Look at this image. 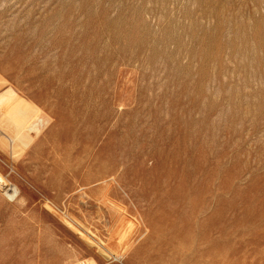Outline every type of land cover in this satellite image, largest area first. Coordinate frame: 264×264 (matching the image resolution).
<instances>
[{
    "label": "rangeland",
    "instance_id": "rangeland-1",
    "mask_svg": "<svg viewBox=\"0 0 264 264\" xmlns=\"http://www.w3.org/2000/svg\"><path fill=\"white\" fill-rule=\"evenodd\" d=\"M10 87L0 264H264V0H0Z\"/></svg>",
    "mask_w": 264,
    "mask_h": 264
},
{
    "label": "bare ground",
    "instance_id": "bare-ground-1",
    "mask_svg": "<svg viewBox=\"0 0 264 264\" xmlns=\"http://www.w3.org/2000/svg\"><path fill=\"white\" fill-rule=\"evenodd\" d=\"M39 112L37 107L31 105L21 98V96L14 94L11 87L0 92V129H2L1 131L3 133L0 139L2 137L8 138L10 141L9 146L12 148L15 144H27L29 139L27 130L33 128L38 130L39 124L44 121V118ZM42 113L44 112L42 111ZM3 182L4 178L0 175V184ZM7 193L10 197H13L18 193V188L15 186L11 192L7 191Z\"/></svg>",
    "mask_w": 264,
    "mask_h": 264
},
{
    "label": "built area",
    "instance_id": "built-area-1",
    "mask_svg": "<svg viewBox=\"0 0 264 264\" xmlns=\"http://www.w3.org/2000/svg\"><path fill=\"white\" fill-rule=\"evenodd\" d=\"M0 136H1V129H0Z\"/></svg>",
    "mask_w": 264,
    "mask_h": 264
}]
</instances>
